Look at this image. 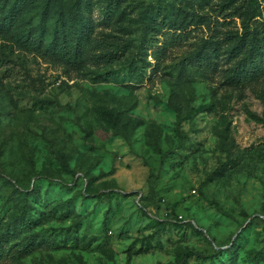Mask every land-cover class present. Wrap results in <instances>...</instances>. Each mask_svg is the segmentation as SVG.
I'll return each mask as SVG.
<instances>
[{"label":"rangeland","instance_id":"obj_1","mask_svg":"<svg viewBox=\"0 0 264 264\" xmlns=\"http://www.w3.org/2000/svg\"><path fill=\"white\" fill-rule=\"evenodd\" d=\"M46 1L0 0V264H264V0L91 7L78 68L23 45L78 17Z\"/></svg>","mask_w":264,"mask_h":264},{"label":"trees","instance_id":"obj_2","mask_svg":"<svg viewBox=\"0 0 264 264\" xmlns=\"http://www.w3.org/2000/svg\"><path fill=\"white\" fill-rule=\"evenodd\" d=\"M19 1L24 2L25 0ZM59 1L60 0L46 1L45 16L48 12H51L54 7H59ZM97 6L105 16L107 22H111L120 6V0H76L71 10H74V14L76 17L78 16L77 18L71 22L70 20H62L54 28L49 42L45 41L44 28L38 37H35L34 34H28L23 38L25 49L31 52H37L47 61L61 63L72 68L81 67L85 63L86 54L93 48L92 46L95 44V39L92 34L94 27L92 18L80 16V14L85 15L91 7ZM15 8L16 6L12 7L0 17L7 20L9 24H14L18 17V12ZM59 13L64 15L60 8ZM252 17V13H249L248 18L245 20L244 32L241 36H237L238 40L234 42L232 48L234 58L244 54L249 47L251 51L246 53L231 75V80L235 84L254 77L253 70L256 67V61L261 57V54H264V42L260 43L258 41L256 33L252 30V26L249 23ZM209 55L207 53L203 54L199 60L200 62H198V65L205 70L210 68L212 55ZM22 222L24 221L22 220Z\"/></svg>","mask_w":264,"mask_h":264}]
</instances>
